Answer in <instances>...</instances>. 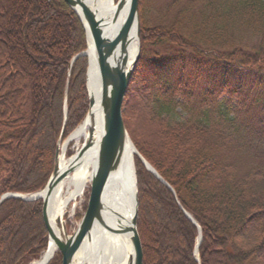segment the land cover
I'll list each match as a JSON object with an SVG mask.
<instances>
[{"label":"trees","instance_id":"16d2710c","mask_svg":"<svg viewBox=\"0 0 264 264\" xmlns=\"http://www.w3.org/2000/svg\"><path fill=\"white\" fill-rule=\"evenodd\" d=\"M168 7L167 24L147 26L139 12L140 54L122 109L137 152L166 183L134 157L142 264H264V0ZM164 44L176 50L145 58V45ZM85 48L63 0H0V195L46 184L58 137L87 110L86 57L73 59ZM41 207L0 203V264H28L46 248ZM47 264H61L59 253Z\"/></svg>","mask_w":264,"mask_h":264},{"label":"water","instance_id":"95a60500","mask_svg":"<svg viewBox=\"0 0 264 264\" xmlns=\"http://www.w3.org/2000/svg\"><path fill=\"white\" fill-rule=\"evenodd\" d=\"M78 16L84 32L85 40L87 44V38L91 40L94 49L96 63L99 72V78L101 82V105L103 108V123L101 136L94 142L91 140H83L82 145L77 150L78 156H81L90 146L96 147V160L91 169L89 179V194L86 202L84 213L82 214L76 229L72 234H67L64 227L62 237L55 236L51 231L48 219H47V204L51 190L58 183V181L69 171H71L73 164L69 165L63 170L59 171L57 164V157L59 154V141L61 140V134L56 142L54 151V163L52 172L44 185V187L36 192L29 194L6 192L0 195V203L10 197L19 198L24 201H33L41 199V216L42 221L47 232L48 241L52 240L56 246V250L61 255V264H73V258L75 253L80 249L84 240L89 243L92 231L96 224H101L109 228L110 230L129 232L130 241L132 246V257L128 258L125 264H142V250L139 235L136 227V214H137V188L134 171V204L133 213L127 223H122L121 227L114 229L105 224L103 215L109 213V208L103 202V191L110 175L117 171L120 167V163L123 158L124 148L126 142H130L134 148V155H136L144 167L151 172L158 180L164 182V180L158 175V173L152 168V166L137 152L133 143L131 142L129 135L125 129L122 120V109L124 95L128 86V82L132 73V70L139 58L140 54V37H139V14L138 3L139 0H114L115 11L111 16L110 22L114 23L117 19L118 13L128 2V12L126 17L120 24L117 32L112 36H106L103 32L104 17L98 13L96 7L92 6L89 0H63ZM134 27L135 37L137 40L136 52L129 64H127V56L125 53L126 46L129 41V32ZM120 46L119 60L112 65L111 59L114 55L117 46ZM86 49L76 54L73 59L79 56H86ZM72 59V60H73ZM71 62L68 64V70L70 69ZM88 68V62H87ZM87 73V69H86ZM87 91V82H86ZM68 92V79H66L65 87L63 91V113L66 115V98ZM88 97V110L93 104V99ZM87 110V113H88ZM86 113V114H87ZM67 140V139H66ZM74 155V154H73ZM165 183V182H164ZM166 184V183H165ZM168 186V185H167ZM185 216L195 223L193 218L184 211ZM120 217V216H119ZM123 220V219H122ZM196 224V223H195ZM197 242L194 248V255L198 260L197 247L201 240V231L199 226ZM48 244V243H47ZM53 256V255H52ZM52 256L47 259L43 264H47ZM33 262V261H32ZM31 262V263H32ZM30 264V263H29Z\"/></svg>","mask_w":264,"mask_h":264},{"label":"bare ground","instance_id":"6f19581e","mask_svg":"<svg viewBox=\"0 0 264 264\" xmlns=\"http://www.w3.org/2000/svg\"><path fill=\"white\" fill-rule=\"evenodd\" d=\"M89 2L104 17L103 32L106 36L112 37L126 17L128 2L118 13L114 23H111L109 19L115 11L114 0H89ZM128 36L129 41L125 50L127 64L131 62L137 47L134 27L131 28ZM85 49V57L88 62L86 73L87 91L93 99V104L83 121L67 137L65 144L69 140L79 141L82 138L83 140L89 139L94 144L102 133L101 82L95 49L89 37ZM120 52V46L118 45L111 59L112 65L119 60ZM65 144L61 146L57 157L58 169L60 172L63 171L69 163H72L73 167L51 190L47 204L48 224L54 235L58 237H62L64 232L63 214L70 203L75 202L78 197L82 196L96 160L95 146H90L81 156L75 153L66 158ZM134 171V148L130 142H126L120 167L110 175L103 191V202L109 208V213L103 215V220L107 226L114 229L121 227L122 223L129 222L132 216ZM55 250V244L52 240H49L39 259L30 264H43L54 255ZM131 257L132 246L129 232L110 230L104 225L96 224L89 243L84 240L80 249L75 253L73 264H125L128 258Z\"/></svg>","mask_w":264,"mask_h":264},{"label":"rangeland","instance_id":"374dc122","mask_svg":"<svg viewBox=\"0 0 264 264\" xmlns=\"http://www.w3.org/2000/svg\"><path fill=\"white\" fill-rule=\"evenodd\" d=\"M170 2L171 0H140L141 4L139 8V3H138V14L139 12L140 14H142L143 22L147 26H153L156 24H163V23L167 24L172 19L174 13V10H170L168 7ZM139 37H140V33H139ZM144 50H145L144 52L145 58H150L151 56H153V53H157L161 56L171 55L173 51L176 50V48L170 46L169 44H164L157 47L145 45ZM86 69H87V59H86ZM86 69H85V89H86ZM218 70L219 67L215 65L212 66V72L210 71L211 73L207 72L206 70V72H204L201 75L200 80L197 82L196 88L200 89L203 88L205 85H207L208 82L211 81L212 75H215L216 72H218ZM242 79H246V77L243 76ZM86 96H87V91H86ZM87 110H88V97H87ZM87 110L84 113L82 120L78 124H76V126L73 129H71L70 132L65 137L61 135V140L59 141V148H61V146L65 144L64 142L66 141L67 137H69V135L74 131V129L78 127V125L83 121L84 117L86 116ZM82 143H83V138L80 139L79 141H75V140L67 141V143L65 144V157L68 158L73 154H75L82 145ZM134 157H136V155H134ZM88 194H89V182L87 183L82 196L78 197L75 202L70 203L68 208L65 210L63 214V221L67 234H72L73 231L76 229V226L82 214L84 213ZM156 216L157 214H150L149 219H153ZM47 243H48V238H47ZM56 253L59 252L55 251L54 255ZM39 257L37 259H39ZM32 261H30L29 263H31ZM60 263H61V255H60Z\"/></svg>","mask_w":264,"mask_h":264}]
</instances>
